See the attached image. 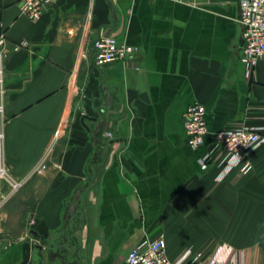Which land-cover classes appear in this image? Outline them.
I'll list each match as a JSON object with an SVG mask.
<instances>
[{
	"label": "crops",
	"instance_id": "0c3cea01",
	"mask_svg": "<svg viewBox=\"0 0 264 264\" xmlns=\"http://www.w3.org/2000/svg\"><path fill=\"white\" fill-rule=\"evenodd\" d=\"M21 1L0 0L5 156L25 180L0 214V264H128L161 235L171 260L227 247L264 264V143L248 174L218 181L214 139L237 124L264 135V59L247 78L240 0H58L37 21ZM102 35L138 50L96 67ZM194 102L210 129L196 149L184 125Z\"/></svg>",
	"mask_w": 264,
	"mask_h": 264
},
{
	"label": "built area",
	"instance_id": "2783aa9c",
	"mask_svg": "<svg viewBox=\"0 0 264 264\" xmlns=\"http://www.w3.org/2000/svg\"><path fill=\"white\" fill-rule=\"evenodd\" d=\"M58 0H22L20 9L24 16L32 21L41 19L46 10L56 4ZM182 1V0H177ZM240 23L242 31L241 63L245 67L246 77L252 78L258 62L264 59V0H240ZM9 39L5 32L0 33V212L9 201L21 190L25 180L14 177L5 156L4 108L6 85L4 66L8 57ZM26 41L15 44V50L28 47ZM137 48L126 43H119L114 36H100L94 42V64L96 67L115 62H126L134 57ZM184 125L188 136V144L196 149L205 144L210 134L207 120V108L199 102L192 103L184 113ZM107 139H113L112 132L104 133ZM215 146L222 151L221 165L223 170L218 177L222 181L234 168H239L241 174H248L252 170L249 160L250 153L264 143V135L254 127L237 124L223 129L214 135ZM51 151V150H50ZM50 151L44 156L33 174H42L48 165ZM209 160V159H208ZM208 160H205L206 162ZM205 162V163H206ZM206 167V165H205ZM35 220H32L33 225ZM11 243L6 245L9 246ZM242 259V252H235L231 248L221 247L209 260H201L200 254L192 249L186 250L176 260H171L167 252V241L163 235L156 239H146L129 252L128 264H231Z\"/></svg>",
	"mask_w": 264,
	"mask_h": 264
},
{
	"label": "water",
	"instance_id": "95a60500",
	"mask_svg": "<svg viewBox=\"0 0 264 264\" xmlns=\"http://www.w3.org/2000/svg\"><path fill=\"white\" fill-rule=\"evenodd\" d=\"M103 89H104V91L106 92V95H107L106 105L103 108V110H105V109L109 108L110 105H112V99L113 98H112V95L109 93L108 89L105 87V85H103ZM88 119H90V117L85 115L82 118V122L85 123V120H88Z\"/></svg>",
	"mask_w": 264,
	"mask_h": 264
},
{
	"label": "rangeland",
	"instance_id": "374dc122",
	"mask_svg": "<svg viewBox=\"0 0 264 264\" xmlns=\"http://www.w3.org/2000/svg\"><path fill=\"white\" fill-rule=\"evenodd\" d=\"M7 206H8V204H7ZM7 206L0 212V214L5 213L7 211ZM28 223H29V221H28Z\"/></svg>",
	"mask_w": 264,
	"mask_h": 264
}]
</instances>
